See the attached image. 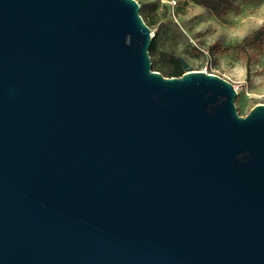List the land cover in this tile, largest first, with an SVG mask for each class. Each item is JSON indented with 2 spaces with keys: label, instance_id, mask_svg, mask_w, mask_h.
Returning <instances> with one entry per match:
<instances>
[{
  "label": "water",
  "instance_id": "water-1",
  "mask_svg": "<svg viewBox=\"0 0 264 264\" xmlns=\"http://www.w3.org/2000/svg\"><path fill=\"white\" fill-rule=\"evenodd\" d=\"M136 0H0V264H264V104L151 69Z\"/></svg>",
  "mask_w": 264,
  "mask_h": 264
},
{
  "label": "rangeland",
  "instance_id": "rangeland-1",
  "mask_svg": "<svg viewBox=\"0 0 264 264\" xmlns=\"http://www.w3.org/2000/svg\"><path fill=\"white\" fill-rule=\"evenodd\" d=\"M136 1L153 36L156 33L158 50L182 57L193 70H206L237 85L234 104L239 115L264 104V38L245 53L237 46L247 33L264 26V0H235L236 8L222 18L191 0H176L173 7L166 0ZM213 43L218 49L211 54L208 47ZM150 60L154 68L164 65L158 54Z\"/></svg>",
  "mask_w": 264,
  "mask_h": 264
},
{
  "label": "trees",
  "instance_id": "trees-1",
  "mask_svg": "<svg viewBox=\"0 0 264 264\" xmlns=\"http://www.w3.org/2000/svg\"><path fill=\"white\" fill-rule=\"evenodd\" d=\"M195 4L200 5L207 10H209L217 18H222L224 14L232 9L236 8L235 0H191ZM142 6L140 5L139 14L142 17ZM145 24L149 26V22L142 17ZM175 25V24H174ZM176 26V25H175ZM177 27V26H176ZM264 38V26H259L256 29H253L247 33L238 43V48L242 52H247L248 47L255 44L259 40ZM216 49H218V43H213L208 47L209 53L213 54ZM158 54L164 65L161 67L154 68V63L151 64V69L160 72L163 76L166 77H177L182 75L183 67L181 62L178 60V57L172 53L158 50L156 33L151 39L149 46V55L153 56ZM248 63V60L246 61Z\"/></svg>",
  "mask_w": 264,
  "mask_h": 264
},
{
  "label": "built area",
  "instance_id": "built-area-1",
  "mask_svg": "<svg viewBox=\"0 0 264 264\" xmlns=\"http://www.w3.org/2000/svg\"><path fill=\"white\" fill-rule=\"evenodd\" d=\"M166 1H167V5H169V6H171V7H173V6L176 5V0H166ZM151 36H153V32H151ZM204 72H206V70H205ZM233 87H234L235 90L237 91L238 86L233 84Z\"/></svg>",
  "mask_w": 264,
  "mask_h": 264
}]
</instances>
